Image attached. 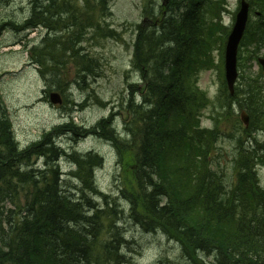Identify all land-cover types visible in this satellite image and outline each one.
Returning <instances> with one entry per match:
<instances>
[{
	"label": "trees",
	"instance_id": "obj_1",
	"mask_svg": "<svg viewBox=\"0 0 264 264\" xmlns=\"http://www.w3.org/2000/svg\"><path fill=\"white\" fill-rule=\"evenodd\" d=\"M62 1H71V9L60 15L56 11ZM72 1L89 5L93 0H31L30 15L20 28L36 30L44 22L64 31L83 21L95 25L93 15L86 17L81 11L86 6ZM156 1L146 0L145 6L154 22L137 27L131 61L144 88L119 103L129 116L123 132L112 123L114 112L91 127H80L70 119L65 130L72 138L95 133L113 140L116 147L120 146L117 137L134 145V159L127 163L131 180L125 177V161L119 153V183L114 192L102 194L103 201L92 199L88 192L93 190L91 168L102 159L98 152L73 153L74 168L67 176L59 162L46 159L41 167L26 168L36 156H47L44 147L56 155L60 149L50 141L44 147L33 146V152L30 147L20 149L5 129L6 108L0 92L1 264H125L129 241L113 226L117 207L123 206L142 230L163 229L181 246L184 262L170 264H264V181L258 173L264 167V80L260 82L246 67V60L264 42V0H248L256 18L248 22L239 45L240 72L233 95L223 73L230 31L222 20L228 10L226 0H166L160 13ZM98 3L103 7L104 0ZM216 30L219 43L218 35H212ZM117 34L107 28L106 36ZM49 36L41 44L43 52H36L37 44L28 50L38 64L43 65L50 54ZM215 49L221 57L219 108L197 84L200 71L215 65ZM68 60L62 57L60 67L65 68ZM208 105L213 107L214 126L199 127L198 115ZM238 110L247 112V126L238 118ZM230 121L232 130L227 132ZM221 140L232 143L230 149L217 146ZM70 175L82 182L77 187L82 201L69 195L67 186L75 183ZM120 195L128 204L119 201ZM84 216L94 217L90 221L97 229L91 234L74 230L85 222ZM16 248L22 253L14 257ZM200 252L207 254L202 257Z\"/></svg>",
	"mask_w": 264,
	"mask_h": 264
},
{
	"label": "rangeland",
	"instance_id": "obj_2",
	"mask_svg": "<svg viewBox=\"0 0 264 264\" xmlns=\"http://www.w3.org/2000/svg\"><path fill=\"white\" fill-rule=\"evenodd\" d=\"M30 1L0 0V24L3 25L0 34V92L13 125L16 137L14 141L17 142L19 148L21 147L20 149L28 148L29 144L38 141L47 130L69 120L67 118L72 117L80 127H91L99 119H105L113 112L112 123L123 132L124 123L129 121V116L123 108L124 105L119 103L123 98L136 94L144 88L140 72L132 67L131 59L138 25L143 23L149 25L154 22L153 17H150V10L145 11L146 0H110L111 16L109 17H104L105 9L101 7L98 0L90 1L89 5H85L82 1H79V4L77 1H72V5H85L86 8L81 10L83 14L86 17L92 14L96 24H100L97 32L81 43L82 50L79 51L96 63L92 62L90 66H85L83 62H80L79 56L69 59L65 68H53L52 74L55 73L57 76L48 74V80L40 74L44 65L31 60L28 53L29 48L34 44L38 45L37 53L44 51L41 44L48 31L42 27L36 30L23 28V30H17L12 26L14 23H22L28 17L31 8ZM154 2L148 3L153 5ZM226 2L228 10L223 13V21L231 25L234 22L233 16L237 11L239 0H226ZM156 3L158 13H160L161 3L163 7L167 5L166 0H158ZM90 7H93V12ZM251 18H256L254 13ZM82 25L87 24L83 21ZM107 28H113L118 33L117 37L106 36ZM212 35L217 36V30ZM220 38L221 36L218 35L216 43H219ZM251 49L253 51L254 48L251 47ZM215 50L212 63H216L209 69L200 71L198 84L216 103L220 91L219 60L221 57L219 51ZM253 56L246 60V67H249L262 82L264 69L259 63V58L264 57V45L258 47L256 55ZM81 67L97 72L96 76L89 78V83L85 84L84 88L74 86V79L76 74L80 73ZM69 86L71 87L64 95V91L61 90ZM48 90L49 92L61 91L64 102L56 105L50 103ZM72 101L75 104L69 110L68 103ZM211 107L208 105L202 112L201 122L197 121L199 127L214 126V120L211 118L213 107L212 109ZM215 108H219L217 103ZM236 112L239 113L240 110ZM231 130L232 121L227 122L226 131ZM72 137L73 135H66L61 139L66 148L73 145L80 152L94 150L102 156L103 164L96 169L95 180L104 191L114 192L117 189L122 169L119 164V154L115 151L111 141L95 133L87 134L77 140H73ZM230 145L232 143L229 144L226 140H221L217 144L225 149H230ZM120 154L125 161L123 165L125 177L131 180L130 167L127 163L131 164L134 159V145H126ZM43 163V159H38L35 164L41 167ZM59 166L64 176H67L71 167L68 158L61 159ZM258 173L261 179H264V167L259 168ZM21 201H23L22 198ZM128 229L127 235L130 241L125 248L128 258L125 264L184 262L181 246L175 240L158 233L145 236L140 227L128 226ZM142 240L144 242H141ZM168 259L173 261H167Z\"/></svg>",
	"mask_w": 264,
	"mask_h": 264
},
{
	"label": "bare ground",
	"instance_id": "obj_3",
	"mask_svg": "<svg viewBox=\"0 0 264 264\" xmlns=\"http://www.w3.org/2000/svg\"><path fill=\"white\" fill-rule=\"evenodd\" d=\"M109 2H110V0H104V5H103V8L105 9V11H103L104 17L111 16V9H109ZM69 4H71V1L69 2ZM69 4L66 1H62V5L59 7L58 11H56V12L60 13V15L65 14L66 12H68L71 9ZM69 13H70L69 17L71 18L70 24H72L73 23V11H70ZM44 23H46V24H37V28H39V27L45 28L48 31V34H50V36L46 39V41L50 43V49H49L50 54L45 59V62L43 64L44 68L40 71V74L46 80H48L47 79L48 74H51V76H53V74H52L53 67H55L56 65H58L59 67L61 66V64L59 63V60L62 57H64L65 55L69 59L77 58L79 56L80 62H83L85 64V66H90L92 64V62H95V61L90 60L84 53H79V51H81V49H80L81 43L84 41H87L88 38H90V36H92L94 34V32H97V30L99 29V25H97V24H95L93 26L80 25V24L72 25L70 29H68L67 31H64V28L56 29L57 27H55V25L52 26L51 28H49L50 24L48 22H44ZM12 26L14 28H16L17 30L22 29V28H20L21 23H19V24L14 23V25H12ZM131 65H132V61H131ZM132 67H133V65H132ZM80 71H81V73L78 74L77 78L74 81V83H75L74 86L84 88L85 84L89 83L88 82L89 78L96 76L97 72L95 70L84 68V67H81ZM55 76H57V75L55 74ZM52 79H53V77H52ZM53 81H55V80L53 79ZM70 87L71 86L65 87L66 90L65 89L61 90L62 92L64 91V95H65V92L67 91V89H69ZM48 92H49V90H48ZM62 98H63V96H62ZM68 104L70 105L68 107V109L71 110L72 106H74L75 103L72 101ZM4 106H5V103H4ZM6 118H7V124L5 125V129H7V127H8V130H9L8 134H10L11 137L13 138V140H15L16 137L14 135L13 125L9 119L7 111H6ZM67 119L70 120V119H72V117L67 118ZM68 124H69V122L67 120V121L60 123L59 125L54 126V128H51L50 130H47V132H45V134L43 135L44 138L40 139L39 141L34 142L33 144H29V147L32 149V152H33L34 148H36L37 146L44 147L41 145H48V143L50 141V143H52L54 146H56L57 148L60 149V152H57V155H56V152L53 151L50 147H44L45 152L47 153V156H45V157L41 156V155L36 156V160L31 161V163H29L26 168H29V167L35 168V166L37 165L35 163L38 159H43V160L46 159L47 161L52 163V162H60V160L63 158H68V160L70 162V166H71L70 168H74V165L71 163L73 160V158H72L73 153H75L77 155H83V154L85 155L89 151L96 152L94 150H88V151L80 152L73 145H71L69 148H66L64 146L63 142L61 141V139L67 135V132L65 130H67L69 128L67 126ZM100 132L104 134V132H106V130L104 128H102L100 130ZM77 139L78 138H74L73 140H77ZM116 139H117L120 146H117V147L115 145H112V146L114 147L115 151H117V153L119 154L120 150H123V148L126 145H128V141L121 138V137L120 138L117 137ZM110 141L113 144V140H110ZM76 143H77V141H76ZM33 146H34V148H33ZM102 164H103V159H101L99 162L97 161V164L92 166L91 174H92L93 190H88V192H91V193H89V195L92 197V199H95L98 201H101V200L103 201V199H102L103 193L108 194L107 191H104L103 189H101V187L97 184V182L95 180L96 169L101 167ZM9 172H10V170L6 173V175ZM68 172H67V175H68ZM62 174H63V172H62ZM69 177L72 178L73 180H75V183L73 186H67V189L71 190V193L69 192V195H72L73 197H75V199L77 201H82V196L79 194L80 191L78 192V189H77V187L81 185L80 179H78L74 175H70ZM87 177H89V180H91V176L89 174ZM1 181H2V178L0 179V182ZM25 184L26 183L22 182L23 186H25ZM82 187L84 188V190H85L84 194L86 195L87 191H86L83 184H82ZM76 192H78V193H76ZM119 201H121L122 204H125L128 202L121 195L119 196ZM124 207L125 206L117 207V213L118 214L116 213L117 215L115 216V218L113 220V226H114V229L116 232H122L125 235V238L128 241H130L128 239V235H127L128 230H129L128 226L129 227H131V226L138 227V224H136V222L130 216V210H128ZM131 212L134 214L133 211H131ZM93 218H94L93 216H84L83 219L85 220V222H80L79 226L75 227L74 230H80L81 232L89 233V234L96 231V229H97L96 224L93 221H90ZM143 231H144L145 236L151 235L150 233H158V234H162V235L167 236L165 234V232L163 231V229H159V228L157 230H143ZM171 240H174V239H171ZM141 242H144V240H142ZM20 253H22V252L20 250H18V248H16L12 254L14 257H17ZM206 254L207 253H205V252H200L198 255H201L202 257H204ZM193 255L196 256V253H194ZM168 261H173V260L168 259ZM172 263H176V262H172Z\"/></svg>",
	"mask_w": 264,
	"mask_h": 264
},
{
	"label": "water",
	"instance_id": "obj_4",
	"mask_svg": "<svg viewBox=\"0 0 264 264\" xmlns=\"http://www.w3.org/2000/svg\"><path fill=\"white\" fill-rule=\"evenodd\" d=\"M248 8L249 5L245 0L241 1L240 9L236 15V20L234 26L228 36L226 46H225V56H224V65H225V79L230 93H234V82L237 78L236 71V54L238 43L242 37L247 17H248ZM264 64V60H261ZM60 95L57 92L50 94V100L53 103L60 102ZM242 119L245 124L248 122V117L245 114H242Z\"/></svg>",
	"mask_w": 264,
	"mask_h": 264
}]
</instances>
